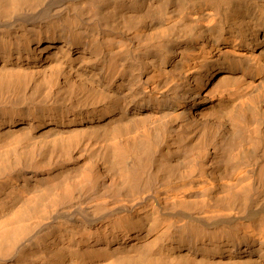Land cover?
Wrapping results in <instances>:
<instances>
[{"label":"bare ground","instance_id":"1","mask_svg":"<svg viewBox=\"0 0 264 264\" xmlns=\"http://www.w3.org/2000/svg\"><path fill=\"white\" fill-rule=\"evenodd\" d=\"M0 264H264V0H0Z\"/></svg>","mask_w":264,"mask_h":264}]
</instances>
